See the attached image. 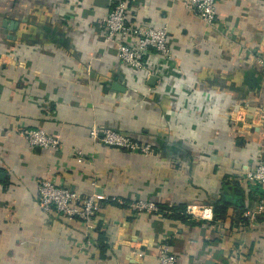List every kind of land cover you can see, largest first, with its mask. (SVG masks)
Returning <instances> with one entry per match:
<instances>
[{"label": "crops", "instance_id": "crops-1", "mask_svg": "<svg viewBox=\"0 0 264 264\" xmlns=\"http://www.w3.org/2000/svg\"><path fill=\"white\" fill-rule=\"evenodd\" d=\"M110 1L0 0V264H160L164 243L178 264H264V218L249 225L247 215L262 189L244 180L264 159V114L249 137L224 116L264 111V0H217L212 29L186 0H134L136 21L170 28L176 58L164 84L135 83L107 52L98 22ZM93 125L149 142L156 155L96 143ZM39 127L62 139L60 150L29 146L22 130ZM42 179L102 197L94 237L111 245L87 248L84 223L45 212ZM226 193L223 218L182 222L162 209L215 205ZM139 199L159 211L133 213Z\"/></svg>", "mask_w": 264, "mask_h": 264}, {"label": "built area", "instance_id": "built-area-1", "mask_svg": "<svg viewBox=\"0 0 264 264\" xmlns=\"http://www.w3.org/2000/svg\"><path fill=\"white\" fill-rule=\"evenodd\" d=\"M133 1H110V10L101 16L98 22L102 28L100 37L106 45L107 52L115 55L133 73L135 83H139L143 78L146 83L151 77L156 76L164 84L171 71V62L176 58L175 49L171 43L170 28L167 23L153 25L136 21L132 14ZM185 5L202 20L207 28L219 27L217 0H186ZM152 55L157 56L156 63L149 61ZM256 63L264 77V52L258 53ZM146 87L147 90L153 88L149 84H146ZM258 113L259 116L264 114L263 109L260 107L256 110L241 108L228 110V114L224 116L243 136L249 137L247 135L252 132V128L260 124V118L256 116ZM21 134L33 149L58 151L63 145L59 136L43 127L25 128ZM89 134L96 143L143 155H156V148L153 144L138 141L129 134H122L109 127L100 128L93 125ZM244 180L262 189V196L256 211L247 214L250 218L249 225H254L257 219L264 218V159H260L245 172ZM37 199L45 212L56 213L66 219H78L84 223L85 237L88 240L87 248L98 245L94 234L97 232L99 220L102 219L99 217L103 206L102 197L96 193L82 195L69 186H60L54 180L42 179L38 185ZM113 200L123 203L116 198ZM130 207L133 213L140 215L159 211L157 203L148 199L136 200L130 204ZM185 214L191 216L192 219L204 221H210L216 217L213 204L190 203L186 207ZM135 254L142 258L145 253L139 249L135 251ZM158 259L160 264H178L176 254L167 243L160 245Z\"/></svg>", "mask_w": 264, "mask_h": 264}, {"label": "trees", "instance_id": "trees-1", "mask_svg": "<svg viewBox=\"0 0 264 264\" xmlns=\"http://www.w3.org/2000/svg\"><path fill=\"white\" fill-rule=\"evenodd\" d=\"M214 207H215V215H217L218 217H225L226 214L228 213V204L225 203L224 201L220 200V201H216L214 203ZM163 211L165 212L164 215L166 216H169V217H172L174 219H178V220H181L182 222H188L190 219H192L191 216H188L185 214V210H186V207L184 205H181V206H167V207H163L162 208ZM101 225H99V227L97 228V232L98 234H101ZM99 241L98 245L95 246L96 248L98 247V249H101L102 246H105L106 247L108 245H111L110 244V240L106 238H98L97 239ZM103 249V248H102Z\"/></svg>", "mask_w": 264, "mask_h": 264}, {"label": "water", "instance_id": "water-1", "mask_svg": "<svg viewBox=\"0 0 264 264\" xmlns=\"http://www.w3.org/2000/svg\"><path fill=\"white\" fill-rule=\"evenodd\" d=\"M14 24V23H13ZM13 27V26H12ZM156 79H157V77L156 76H153V77H151L150 79H149V83L150 84H154L155 83V81H156ZM112 88L113 89H115V90H117V91H120V92H122L123 90H125V88L122 86H120L118 83H114L113 85H112ZM230 189H232V188H229V190ZM237 189V194L240 196V195H242L241 194V191L238 189V188H235L234 190H236ZM223 200H224V202H226V203H231V201H232V199H231V196H229V194H225V196H224V198H223ZM237 202L238 203H240V204H242V200H241V198H239L238 200H237ZM211 264H214V263H211Z\"/></svg>", "mask_w": 264, "mask_h": 264}]
</instances>
